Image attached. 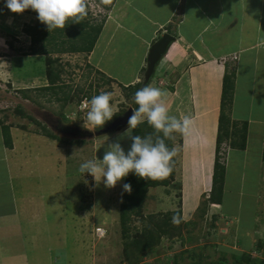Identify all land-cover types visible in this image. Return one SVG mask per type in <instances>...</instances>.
<instances>
[{
    "label": "rangeland",
    "instance_id": "1",
    "mask_svg": "<svg viewBox=\"0 0 264 264\" xmlns=\"http://www.w3.org/2000/svg\"><path fill=\"white\" fill-rule=\"evenodd\" d=\"M126 1L132 3H130L129 6H124ZM144 1L147 2L143 3V5L148 7L141 10L142 19H138L139 25L124 31L121 35L117 33L114 34L113 37L118 41L113 42L115 45L107 50L108 52L117 53L116 55L121 53L122 55L124 54L134 59L138 54L136 49L141 47L139 45H142L144 47L143 52L145 53L146 49L151 46V44L148 46L149 43H146L148 38L154 36V40L156 41L164 33L162 29L157 27L161 25V22L157 19H160L164 6L167 10H171V8L175 6V11H173L175 18L173 17L171 19L169 30H165V32L173 35L179 42L180 39H187L190 43V45H186L188 48L187 50L196 55L197 59L221 58L220 60H223L224 58L232 63L237 57L243 56V52L246 50L244 45H236L233 40L229 43L225 42V36L229 34L221 31L222 28L220 26L224 24H230L229 27L233 28V30H230L232 34L236 36L239 35V37H245V32L248 33V31L252 30L254 36L259 35L258 40H256L258 41L257 44L253 43L251 45L252 47H249V50L245 53L251 52L252 54V51L254 52L255 49H264V37L261 36L264 32L263 20L254 23V21L249 18L246 19L247 23H245L242 18L246 10L242 0H238V3H234L233 0H207L206 2L205 0H196L197 6H200L201 9H199V7L187 9L189 19L186 18L183 21L184 23L180 26V35L176 33V28L182 20V10L180 6L182 2L184 3V0H116L109 13V18L107 24L105 23L102 35L106 36V32L109 31L113 23L112 18L118 16L119 12L123 11L132 16L139 10L137 4ZM188 1L189 0H185V3L187 4ZM208 1L210 3H208ZM86 2L89 4L93 14H100L98 17H94L95 19L99 20L101 16L106 13L100 0H86ZM230 4L240 5V9L239 12L235 11V14L232 16H227L230 11V8L228 9L227 7L230 6ZM4 5L5 2L0 0V23H2L3 18H8V21L5 23L11 24V31L10 34H8L0 29V57H2V55L8 57L9 60L12 61L11 69L14 71V76L18 74L17 76H22L23 78L21 77L22 82H20V80H17L19 77H4L3 82L0 83V107H2V109H0V121L11 126L25 127V129L31 132L38 131L42 133V127H44L47 131L52 132L60 139L66 141V143L59 145L64 148L63 152H58V156L61 154V157H58V159L61 158L58 163L61 164L62 168L60 169L58 166V168L55 169L53 167L56 171V177L52 173L53 170L51 172L49 171V173H47L49 180L45 182V185L56 182L58 193L61 192L59 183L63 184L62 216L64 225L66 226L70 220L72 224L73 221L74 233L72 230V234H76V237L73 236L74 238L71 240V230L69 226H67L64 233L66 241L63 246L67 255L66 264H72L75 261L76 251L74 252L75 254L72 252L73 248H75L72 247V241L75 244L77 243V264H127L128 259L123 252L125 240L121 236L118 217L119 207L122 202L121 196L124 178L119 181L115 187L106 188L102 182L97 185L91 175L87 173L84 175L81 174L79 168L82 163L88 160L95 159L96 157L102 159L104 152L110 145L115 143H119L125 150V153H127L131 145V129L129 130L128 125L121 128L119 131H112L100 135H96L95 133L110 125L115 116L121 115L127 111L129 107H132V102L134 101L133 90L121 87V84L117 81L105 82L100 75L88 67L89 65L86 63V57L83 54L62 55L60 57V64L63 66L64 71L63 80L66 84V89L70 88L72 90L71 101L68 102L63 110L61 102L55 100V98L60 95L52 96L50 92L45 93L39 91L43 83L42 81L45 79L44 57L28 55V50L25 49L28 48L27 39L23 36L26 35L24 33V26L21 30L23 21H21V23L18 21L21 26L18 24L15 25L14 22H16L17 19L15 21V18L10 19V16H7L11 15L12 12L5 8ZM136 14L138 15L139 13L136 12ZM247 26L248 30H246ZM236 28L238 30H236ZM221 37L224 42L221 41ZM216 38H218V43ZM235 46H238L237 50L240 49V52L236 51ZM221 51H225V55L223 54L221 56ZM162 61L163 60H161V62ZM233 65L234 64H232V66ZM157 70L159 72L160 68ZM176 73L177 72L174 74ZM143 75L144 71H141L139 74V80H141V82L143 81ZM172 75L173 74H168V76H165L170 77ZM165 76H163L165 78L163 79L166 81L167 79ZM10 78H12V80H10ZM171 78L173 81L174 76ZM154 80L153 77V81ZM156 80L158 81V79ZM24 81L28 83H24ZM157 81L153 83L157 85ZM160 82L159 85H161L163 81ZM149 84L148 86H150ZM24 88H29L25 91L29 99L22 98L21 94L18 93V90ZM79 88L85 89L84 91L91 97L94 96L93 93L96 88L100 93L110 92L112 94L110 105L115 115L110 121H107L103 127L89 131L83 127L80 121L69 119L79 99L87 96L85 92H83V94L78 93ZM163 103L165 104V102ZM16 106H19L23 113L29 116L31 120L15 114L14 109ZM60 118L63 125H69L73 128L92 132L94 136L82 138L80 136H71L61 132L59 130L60 128H58L61 123V121H58ZM56 144L58 145V143ZM174 149L175 156L177 154V156L180 155V158L184 157L183 153L185 154V152H180L179 145H176ZM49 153L52 154L54 152ZM262 153H264V150ZM253 155L254 153L252 152V155H249L248 159L250 173L247 178L249 183L248 185L243 184L245 186L241 188L242 190H238L234 186L229 189L232 191V197L229 196L225 200L226 213L222 212L220 206H214L208 208L207 214L204 217L201 215V212H197V209H195L196 213L192 217L189 216V220L185 219L186 221H184L186 223L189 222V225L185 226L186 228L182 231V238L179 240L177 238L167 239L168 241H165L161 246L159 245L148 250L149 253L142 254L141 256L143 257V262H154L155 259H163L162 262H164L165 259H170L175 254L184 250L198 251L199 247L202 246L207 247V252L213 259L217 257L216 252L232 254L235 253L236 249H239L242 251L244 250L243 252H247L250 256L253 255L259 258L261 262H264V154L262 155L263 157L260 161L261 164L259 168L257 160L255 161L256 163L251 162V160L253 161ZM47 156L46 163L48 164V160L51 161L50 158L53 160L54 158L53 156ZM42 166L43 165L40 166L41 169L43 168ZM228 169L227 171H229V174H234L231 167H228ZM36 170L38 171V169ZM184 173V181H186L187 173L185 171ZM245 175L246 174H244V176ZM176 178L182 180V176L180 178V176L177 175V177L175 176V179ZM167 190L168 193H166ZM238 194L242 198V206L238 214L239 218L234 215L236 212L235 207L237 200L239 201ZM166 195H172L174 201H177L178 191L176 184L169 186L167 189L162 187L149 188L148 200L143 208L144 215L155 214L158 211H163V213L169 211L167 203L168 197ZM229 212L234 216L226 215ZM208 213H211V216L216 215L218 219L214 223H211L209 220L210 214ZM253 213H255V223L253 227H250L253 229L249 234L250 241L247 235H245L247 236L245 237L240 233V227L245 228L250 225V218ZM140 225V220L133 221V231L136 228H140ZM96 227H102L106 230V235L103 238H96L94 235V229ZM63 231L64 229L62 232ZM221 249L223 250L221 251ZM252 249H257V251H252ZM229 251H231V253H229ZM186 260L184 261L186 262Z\"/></svg>",
    "mask_w": 264,
    "mask_h": 264
},
{
    "label": "crops",
    "instance_id": "2",
    "mask_svg": "<svg viewBox=\"0 0 264 264\" xmlns=\"http://www.w3.org/2000/svg\"><path fill=\"white\" fill-rule=\"evenodd\" d=\"M1 1L5 2V0ZM233 1L234 3H238V0ZM146 2L137 4L139 7V10L136 11L139 13L138 15L135 12L130 16V14L121 10L122 12L118 13L119 17L112 18L113 23L109 31L106 32V36L102 35L105 27L104 24L93 50L86 56V63L88 65L123 86L134 85L139 82V74L141 71H144L149 48L144 53V47L139 45L141 47L136 49L138 54L134 59L124 54L122 55L120 52L119 55H116L117 53H111L107 50L115 45L113 42L118 41L113 37L114 34L121 35L124 31L139 25L138 19H142L141 10L148 7L143 5ZM130 3L132 2L126 1L124 6H129ZM208 3L210 2L208 1ZM242 3L246 10L242 18L245 23H247L246 19L249 18L254 23L259 20H263L264 23V0H242ZM182 5V22L180 21L176 28L178 35H180V26L188 18L187 9H194L195 7L201 9L200 6H197L196 0H189L187 4L184 0ZM227 8H230L227 16H232L235 14V11L239 12L240 5L230 4ZM173 11H175V6L171 10H167L164 6L160 19H157L161 22V25L157 27L164 32L165 30L167 31V26L174 16ZM7 16H10V19L15 18V21L17 19L14 22L15 25L21 26L20 23L23 21L21 30L23 26L33 25L36 21L34 15L25 12L20 14L12 13ZM7 21L8 18H3L2 23H0V29L10 34L11 24H6L5 22ZM107 21L108 19L106 20V24ZM229 25L224 24L220 26L222 32L229 34L228 36L226 34L225 42L229 43L233 40L236 45H244L246 50L244 49L243 56L237 57L232 63L230 61L227 62L228 59L225 62L224 60H220L221 58L216 57V59H197L196 55L187 50V46L190 45L187 39H180V43L175 38V41L164 55L163 61L159 64L158 68H160V71L158 72V68H156L154 72L153 77L155 80L153 81L152 79V81L155 82L158 79L157 85L153 82L149 84L151 87L159 88L166 93L161 102H165L166 107L169 108V115H174L178 119L189 116L192 121L188 133L181 134L179 148L180 152H185V154L183 153L184 157L180 158V155L177 156L176 154L177 165L175 176L177 177L178 175L180 178L182 176V180L176 178V181L181 184L180 200L183 221L189 220V216L192 217L196 213L195 209L204 200V195L205 198L209 196L208 190H210L212 185L215 161L223 75L226 67L228 70H234L235 72L232 100L229 107L230 119L237 123V127H240L242 123H247V130L245 150H230L226 156V166L231 167L233 173L236 172V167H241L240 177L234 176L229 179V176H226L225 182L228 184L229 180L233 178L237 179L239 185L236 184L234 187L242 190L241 188L245 186L243 184L248 185L249 183L247 178L250 173L248 167L249 155H252V152L254 153L252 156L253 161L251 160V162L254 163L257 160L258 168L263 157L264 49H255L254 52L252 51V54L251 52L245 53L249 50V47H252L253 43L257 44L258 41L256 40H258L259 35L254 36L252 30L248 31V33L245 32V37H239V35L232 34L230 30H233V28L229 27ZM236 30L238 29L236 28ZM246 30H248V26ZM23 36L26 37L29 47L30 38L26 35ZM261 36L264 37V32ZM154 38V36L148 38L146 42L149 43L148 46L155 41ZM218 38H216L217 43ZM221 41L224 42L222 37ZM235 47L236 51L240 52V49L237 50L238 46ZM25 49L27 50V48ZM220 53L221 56L225 55V51H221ZM0 59V83L3 82L4 77L10 76L19 77L20 79L17 78V80L22 82V76H17L18 74L14 76V71L11 69L12 61L3 55ZM232 64L234 65L232 66ZM175 72L177 73L174 74ZM168 74L173 75L167 77ZM163 76L166 77V81ZM173 76L172 81L171 77ZM160 81H163L161 85H159ZM42 82L41 87L46 86V79ZM24 83L28 82L24 81ZM9 136L11 138V145L8 147L4 142L2 128L0 127V264H66L67 255L63 246L66 241L64 233L67 226H69L71 240L76 237V234H72V230L74 233L73 221L72 224L70 220L66 226L64 225L62 216L63 184L59 183L61 186L60 193H58L56 182L45 185V182L49 180L47 173L53 170L52 173L56 177V171L53 167L55 169L58 166L60 169L62 168L61 164L58 163L61 159H58V157H61V154L58 156V152H63L64 149L62 146H59L62 143L46 137L41 132H31L25 129V127L11 125ZM49 152L54 153L50 154ZM46 156H53L54 160L50 158L51 161L48 160L47 164ZM231 158L233 160L229 161ZM234 161L235 166L233 165ZM41 165H43L42 169ZM227 170L226 172L228 173L229 171ZM184 171L187 173L186 181H184ZM244 174L246 175L244 176ZM166 196L168 197V210H176V201H174L172 195ZM209 206V208H212L219 205L211 204ZM156 213H163V211ZM208 214L212 215L211 213ZM254 218L255 213L250 218V225L240 230V233L244 236L247 235L249 240L250 231L253 230L250 227H253L255 223ZM63 229L64 231L62 232ZM72 244V247H75L72 252L76 251L75 261L72 264H77V243L75 244L72 241ZM243 251L236 249L235 253L237 255L247 254V252Z\"/></svg>",
    "mask_w": 264,
    "mask_h": 264
},
{
    "label": "trees",
    "instance_id": "3",
    "mask_svg": "<svg viewBox=\"0 0 264 264\" xmlns=\"http://www.w3.org/2000/svg\"><path fill=\"white\" fill-rule=\"evenodd\" d=\"M115 2L116 0H108V2L105 3L104 0H100V3L106 13L102 15L99 20L94 17H98L100 14H93L89 4L86 2L87 15L81 23H73V21L69 19L65 24V28H57L51 32L47 30L46 25L38 21L37 13L30 9L24 11L25 13L36 17V21L33 25L24 26V33L30 38V44L27 48L28 55L44 57V76L47 84L46 86L40 87L39 91L45 93L50 92L52 96L60 95L59 97H56L55 100L61 102L63 110L68 102L71 101L72 90L70 88L66 89L67 87L63 80L64 71L63 66L60 64V57L66 54H83L85 57L89 55L94 48V45L108 18V14ZM182 7L183 5L180 6V9H182ZM173 17L175 18V16ZM168 28L169 25L167 26V30H169ZM88 67L100 75L105 82L114 81L98 70L92 68L90 65ZM234 78V70H228L226 67L223 75V89L218 118V133L216 138L212 185L208 198H205L204 195V200L200 203V207L198 206L196 210L197 212H201V215L204 217L206 216L207 210L210 207L209 205L211 204L219 205L222 212L226 213L225 200L229 196L232 197V191L229 189L238 184L237 179L234 178L229 180V183L227 184L225 182L226 176H229V179L234 176L240 177L242 170L241 167H236V172L234 174H229V172L227 173L226 170L228 169V165H225V152H220L223 144L235 151H244L246 148L247 123H242L240 127H237V123L231 121L229 115V107L231 105L234 88ZM121 87L129 90L131 89L133 90V94H135V92L141 88V83L129 86L121 85ZM26 90L27 89L18 90V93L21 94L22 98L29 99L25 92ZM84 90L85 89L83 88H79L78 93L83 94V92H85ZM93 94L94 96L99 95L100 92H98V89L96 88ZM85 95L87 96L84 97L91 99V96H89L87 92H85ZM137 107L138 106L133 101L132 108L135 109ZM14 112L22 118L30 119L29 116L23 113L19 106L15 107ZM58 121H61V118L58 119ZM0 127L2 128L4 142L9 147L11 145V138L9 136L10 125H6L4 122L0 121ZM58 128H60V131L63 133L71 136H77L75 130L78 128L63 125L62 121ZM42 133L52 140H57L63 144L66 143L65 140H62L52 132L47 131L44 127H42ZM135 135H139L142 138L150 136L153 142H155L158 137L160 139H164L165 144L169 147V149H173L176 145L181 144V137L179 133H173L171 139H166L164 138L163 133H156V131L149 126L146 121L139 124L135 129H131V138ZM231 160L233 159H229V161ZM234 164L235 161L233 162V165ZM176 165L177 161L176 156L174 155L170 165L172 171L166 178L163 179L143 180L135 176L133 173H129L128 176L124 178L123 184H130L132 189L130 194L123 192L122 190V202L119 207V225L121 236L125 240L123 252L128 259L127 264H264V262H261L259 258L252 257L249 254L237 255L236 253L227 254L225 252H216L217 257L213 259L207 252V247L205 246L199 247L198 251L184 250L175 254L170 259H165L164 262H162L163 259H155L154 262H143V257H141L142 254L149 253L148 250L159 245L161 246L165 243V241H168L167 239H181L182 231L186 228L185 226L189 225V222L186 223L182 220L180 200L181 184L175 179ZM174 184H176L178 191L177 201L175 202L177 207L176 210L144 215L143 208L148 200V189L155 187H163L167 189L169 186ZM166 193H168V190ZM238 196L239 201L237 200L235 207L236 212L234 215L239 218L238 214L242 206V198L239 194ZM226 215L232 216L233 214L229 212ZM217 219L216 215H210L209 217L211 223H214ZM135 220H140L141 225L140 228H136L133 231L132 223ZM240 230H242L241 227ZM222 250L223 249H221V251ZM254 251H257V249ZM229 253H231V251H229ZM184 260H186V262Z\"/></svg>",
    "mask_w": 264,
    "mask_h": 264
},
{
    "label": "clouds",
    "instance_id": "4",
    "mask_svg": "<svg viewBox=\"0 0 264 264\" xmlns=\"http://www.w3.org/2000/svg\"><path fill=\"white\" fill-rule=\"evenodd\" d=\"M104 2L107 3L108 0H104ZM4 6L10 12L16 14L29 9L34 11L37 13L38 21L46 25L49 32L57 28H65V24L69 19L73 23H81L87 15L86 0H5ZM223 60L225 61L224 58ZM152 79L150 82H152ZM142 82L139 80L138 83H141L142 86ZM165 95L166 93L159 88L148 85L136 91L133 100L138 107L133 109V114L128 119L129 130L135 129L139 124L146 121L156 133H163L166 139H171L173 133H179L180 137L181 134H187L192 124L191 118L184 116L182 119H178L174 115H169V108L161 102ZM111 98L112 94L110 92H101L99 95L83 102L82 107L87 109L83 127L93 131L103 127L107 121L113 118L115 113L110 105ZM131 139L132 142L127 153L119 143L112 144L104 152L102 159L96 157L82 163L79 171L83 175L85 173L91 175L97 185L102 182L106 188L115 187L129 173H133L143 180L163 179L171 173L172 168L170 165L175 155V149H169L164 139L158 137L153 142L150 136L142 138L139 135L132 136ZM230 150L233 149L223 144L220 152L223 153L224 151L226 158ZM122 188L123 192L131 193L130 184L125 183ZM96 228L103 229L104 236L106 235L104 228ZM96 228L94 229L95 236ZM96 238L98 237L96 236Z\"/></svg>",
    "mask_w": 264,
    "mask_h": 264
},
{
    "label": "water",
    "instance_id": "5",
    "mask_svg": "<svg viewBox=\"0 0 264 264\" xmlns=\"http://www.w3.org/2000/svg\"><path fill=\"white\" fill-rule=\"evenodd\" d=\"M175 41V37L170 33L164 32L160 38H158L148 49L147 56H146V64H145V71L143 75V83L142 87L148 85L150 80L152 79L156 68L158 67L159 63L163 59L164 55L166 54L170 45ZM133 114V108L129 107L127 111H125L122 115L116 117L110 125L106 128L99 130L96 132V135L109 133L112 131H119L121 128L128 125V119ZM84 134L81 137H92L94 133L89 131H82ZM88 134V135H86Z\"/></svg>",
    "mask_w": 264,
    "mask_h": 264
},
{
    "label": "built area",
    "instance_id": "6",
    "mask_svg": "<svg viewBox=\"0 0 264 264\" xmlns=\"http://www.w3.org/2000/svg\"><path fill=\"white\" fill-rule=\"evenodd\" d=\"M85 100H90L88 99L87 97H83L79 100V102H77V104L75 105V109L73 111V113L71 114V116L69 117V119H75V120H78L80 121L82 124H83V120L85 118V115H86V111L87 109L83 108L82 105H83V102ZM105 234L104 230L101 229V228H96V236L98 238H101L103 237Z\"/></svg>",
    "mask_w": 264,
    "mask_h": 264
},
{
    "label": "flooded vegetation",
    "instance_id": "7",
    "mask_svg": "<svg viewBox=\"0 0 264 264\" xmlns=\"http://www.w3.org/2000/svg\"><path fill=\"white\" fill-rule=\"evenodd\" d=\"M118 116H120V115H117L116 117H118ZM116 117H115V118H116ZM115 118H114V119H115ZM60 124H61V123H60ZM59 130H60V129H59ZM61 132H62V131H61ZM75 133H76L77 136H80V133H82L81 135L84 134V133L82 132V130H80V129H76V130H75ZM86 135H88V134H86Z\"/></svg>",
    "mask_w": 264,
    "mask_h": 264
}]
</instances>
